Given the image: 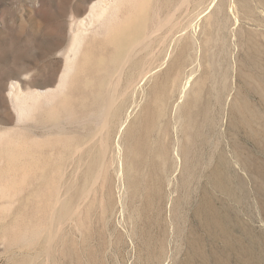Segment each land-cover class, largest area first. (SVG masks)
<instances>
[{"label":"rangeland","instance_id":"obj_1","mask_svg":"<svg viewBox=\"0 0 264 264\" xmlns=\"http://www.w3.org/2000/svg\"><path fill=\"white\" fill-rule=\"evenodd\" d=\"M99 1L0 0V133L27 135L0 144V264H238L213 200L262 250L264 0H169L135 81L104 87L82 79Z\"/></svg>","mask_w":264,"mask_h":264},{"label":"bare ground","instance_id":"obj_2","mask_svg":"<svg viewBox=\"0 0 264 264\" xmlns=\"http://www.w3.org/2000/svg\"><path fill=\"white\" fill-rule=\"evenodd\" d=\"M168 1L169 0H109L107 2L105 0H100L97 4H95L91 10V24H93L96 28L99 27L102 32L101 35H104L105 37H98L92 40L90 44L91 55L88 58L90 59V64L86 68L87 73H85V78L82 79L87 81L88 76L98 77V81H101L100 84L104 87L106 85L105 83H107V75L112 71L117 70V77L119 79L118 85L122 80H125L128 84L133 83L135 81V74L139 68H141V66L143 67L147 63L146 60L150 55V42L153 39L154 32L158 30V28H160L167 20L166 9ZM97 17L101 19V22H96L95 19ZM71 72L72 68L67 66L65 68V74L60 79L59 89L69 87L71 82ZM140 73H142V70ZM105 76L107 77L104 78ZM77 82L80 87V80H77ZM53 92L54 91L49 90L46 93L53 94ZM64 93H66V91L51 100L58 99L59 102H65L63 100L65 96ZM101 93L103 94L104 90H102ZM81 94L82 92L79 93L78 90L77 93L72 96V99L75 98V100H78ZM40 96L41 95L39 93H33L30 96L34 101V106L37 105L41 99ZM26 104L27 101L25 100H21V104H19V122H24L26 120L24 113L31 110V108H27ZM69 107H71V104H69ZM112 108L113 107H111V109ZM249 120L253 121L254 118L249 117L246 122L249 123ZM248 126L255 134L253 125L249 124ZM198 133L201 132L198 131ZM5 136H8L6 138L10 140V143H12L20 138H25L27 135L18 133L9 135L2 131V133H0V144L3 143L2 140ZM9 146L10 144L4 145V147ZM194 157H196V154ZM228 180L229 179L225 171H214V186L218 190L226 193V199H231L235 197L236 192L233 188L229 187L230 185ZM245 184L246 183L241 186L245 188ZM256 187V190L264 196V166L260 167L259 181ZM226 199L223 200L225 201ZM235 201H237V199ZM209 203L210 213L206 215L208 226L212 234L211 236L215 241H217L219 237L224 239L225 246L223 253L227 252L236 254L238 264H264V247L262 250L257 248L258 243L252 240L250 234L246 230L240 229V226L236 225L235 219L231 213L226 210L221 211L214 203V200ZM236 221H238V218H236ZM234 229H238L239 231L241 230L240 232L244 237L240 240H235L233 236ZM230 262L231 261L228 259L226 264H230ZM213 264H222L217 255L213 256Z\"/></svg>","mask_w":264,"mask_h":264}]
</instances>
